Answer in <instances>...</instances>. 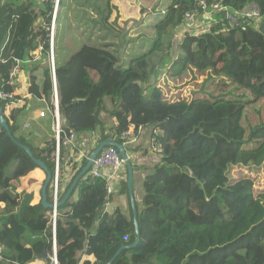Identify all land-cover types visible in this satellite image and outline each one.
Masks as SVG:
<instances>
[{"label": "trees", "instance_id": "1", "mask_svg": "<svg viewBox=\"0 0 264 264\" xmlns=\"http://www.w3.org/2000/svg\"><path fill=\"white\" fill-rule=\"evenodd\" d=\"M112 1L93 0L85 6L98 12L105 27ZM199 1L172 0L155 25L158 37L153 46L128 63L110 43L86 42L64 62H59L55 50L64 132L98 133L97 141L121 143L130 151L123 133L131 126L150 127L151 143L161 155L143 181V206L137 209L140 242L122 250L112 264H264V136H259L264 126L246 125L249 104L242 99L194 97L167 102L157 79L163 69L176 78L189 66L217 67L239 87L252 91L257 101L264 100V0H206L221 1L240 13L254 3L261 19L243 29L215 14L208 19L207 31L185 33V13L197 9ZM38 2L0 0V91L14 93L22 101L16 80L21 70H27L31 98L10 108L1 99L10 134L0 127V245L4 249L0 264H30L45 248L51 256L54 252L52 209L42 201L34 203V191L42 192L45 181L19 191L21 179L41 168L34 160L39 159L52 173L47 195L48 202H54L56 137L46 26L55 0ZM181 31L183 36L175 44ZM40 46L42 55L35 59L32 53ZM18 60L23 63L10 82ZM46 107L40 121L48 135L35 144L31 138L36 135L23 130V119L31 110ZM101 112L112 120L110 128L101 120ZM23 146L31 149L33 157ZM88 156L80 159L77 147L61 145L59 201ZM87 174L74 189L78 199L71 201L73 192L57 208L58 264H107L121 246L136 239L132 218L119 210H105L109 181L90 179Z\"/></svg>", "mask_w": 264, "mask_h": 264}, {"label": "rangeland", "instance_id": "2", "mask_svg": "<svg viewBox=\"0 0 264 264\" xmlns=\"http://www.w3.org/2000/svg\"><path fill=\"white\" fill-rule=\"evenodd\" d=\"M119 1L113 0L111 2L109 20L105 22L104 27V21L99 18L98 12L96 14L92 7L85 6L88 2L93 3V0H63L58 17L56 37V47L60 57L62 59L70 57L72 53L86 42L93 45L110 43L112 44L111 48L117 51L121 57L127 51V45L134 48L138 47L139 54L143 50L148 51L158 37L155 25L158 19L161 18V12H165L172 0H140V4L132 0L131 6L127 7L129 15L127 18H124V11ZM81 5H84V7H81ZM74 6H77V8ZM200 23L204 24L203 21H200ZM178 35L180 36V33ZM143 43L145 44L144 46L142 45ZM174 43H177L176 39ZM163 72L164 70H161L159 75H162ZM219 72L220 69L217 67L212 70L204 69L202 73L197 75L192 70H189L188 73L191 74L192 81L194 79L203 80V87L199 86L200 82L198 81L197 85L191 88V96L193 98L200 96L202 98L242 99L249 104L245 108L244 114L246 125L250 127L256 125L264 126V100L257 101L256 95L252 91L239 87L227 74ZM213 79H216L217 84L215 82L212 83L213 88H210V92H206L204 83L213 81ZM166 85L172 87L168 83ZM174 85L168 94H171L173 90L179 91L175 88L182 87L177 85V83ZM161 90L163 91V87ZM184 94L187 99L190 98L189 93L184 91ZM259 136H264V133L260 132Z\"/></svg>", "mask_w": 264, "mask_h": 264}, {"label": "crops", "instance_id": "3", "mask_svg": "<svg viewBox=\"0 0 264 264\" xmlns=\"http://www.w3.org/2000/svg\"><path fill=\"white\" fill-rule=\"evenodd\" d=\"M131 1L132 0H120L119 1V4L122 6V9L124 11V18H127L129 16L127 13V11H128L127 7L131 6ZM134 1L137 4L140 2V0H134ZM206 21H207V23H209L208 20H206ZM118 36H120V34H118ZM182 36H183L182 31L180 32V36L176 35L175 39L177 40V43L182 38ZM56 43H57V41H56ZM142 45L144 46L145 44L143 43ZM126 47H127V51L123 54V60H124V62L128 63V61L133 56H136L139 54V50H138V47L134 48L130 45H127ZM56 51H57V47H56ZM143 52H144V50H143ZM67 58L62 59L59 55V62H64ZM47 61H48V58H47ZM31 63H32V61L28 62L27 64L31 65ZM20 67H21V65H20ZM213 68L214 67H210V68H207L206 70H212ZM189 70H192L196 75L199 73H202V70H200L194 66H189V69H187V72H184L182 75H180L176 78H173L172 76L167 74V72L164 70L163 74L158 75V77H157L158 86L160 85V82L163 84L164 80H165V84L168 83V84L172 85V87H174L175 86L174 84L177 83V85L182 86V87H180V89L183 88L182 89L183 91L189 93L190 98H188V99L185 98V99L186 100L192 99L193 97L190 94L191 88L195 87L197 85L198 81L200 82L199 86L203 87V85H202L203 80L194 79V81H192L193 80L192 76L190 73H188ZM221 72H223V71L220 70L219 73H221ZM27 77H28L27 70H21V76H20V78H18V80H16V82L18 83V87H19L17 91H19V93L23 96L22 101L20 100L18 102L19 103L18 105H20V104L22 105V103L25 99H26V101H29L31 99L28 92H27V88H28ZM215 78H217V77H215ZM214 82H215V84H217L216 79H213V81H207L206 83H204V88H205L206 92H210L209 90H210V88H213L212 83H214ZM208 84H210V85L208 86ZM172 87L166 85V89L172 88ZM196 97H200V96H196ZM207 99H211V98H207ZM48 109L49 108L46 107V108L40 109V110L39 109L31 110V113H30L31 115L28 116L27 118L23 119V121H24V123H22L23 124V130L24 131L28 130L30 132H34L36 135V137L31 138V140L35 144L41 143L44 140V137H46L48 135L47 129H45L41 125L40 116H39V113L41 110H46V112H47ZM100 118H101V120L103 119L105 122H107L106 123L107 128H110L112 126V124H113L112 120L110 119V117L106 113L101 112ZM131 127H133V126H131ZM151 130L152 129L150 127L141 128L140 130L139 129L136 130L137 140L135 141V143H133V145H130L131 150L127 151L128 155H129V157L133 163V167H134L133 185L132 186H133L134 199H135V203H136V209H138V211H140V209L143 206V197H144L143 181H144L145 177L153 171L155 165H157L161 160V155L154 148V145L151 143V132H152ZM98 135H99L98 133L95 134L93 132H86V133L79 134V135L77 134V138L75 141V144H76L75 147H77L81 152V158L80 159L85 157L87 154L90 155L91 152L99 146V144L102 141H97ZM87 160H88V158H87ZM46 177H47V173L42 168L35 169L30 174H28L27 176H25L21 179V187H20L19 191L31 190L34 186L40 185L43 181H45ZM125 182L127 183V188L124 187ZM109 184H110L112 191H111L110 197L106 203L105 210L108 212H114L116 210H119L120 212H122L124 217H126L127 219L132 218L134 221V211H133V206H132V201H131V196H130V190L128 187V170L126 169V166L123 167V170L119 175H116L114 178H112L109 181ZM73 192H74V194L71 198V201H76L78 199L77 189H76V191H73ZM41 199H42L41 192L35 190L34 191V203L41 201ZM69 210H70V208H68L66 211H69ZM3 251H4L3 246L0 245V256H1ZM99 257H100V254H99ZM30 264H46V263L43 259L36 257L32 262H30Z\"/></svg>", "mask_w": 264, "mask_h": 264}, {"label": "built area", "instance_id": "4", "mask_svg": "<svg viewBox=\"0 0 264 264\" xmlns=\"http://www.w3.org/2000/svg\"><path fill=\"white\" fill-rule=\"evenodd\" d=\"M38 3H42L45 0H38ZM61 8V0H55L54 8L52 10V18L49 25L46 26V31L49 35V50L47 51V58L51 68V74L53 77V131L56 137V177L53 191V200L54 203L59 201L58 194V175H59V155L61 145L64 146H76L75 141L77 138V134L75 132L66 133L62 128V120L59 111V92L57 87V79H56V67H55V50H56V37L58 31V17ZM164 12V11H162ZM215 14H222V16L228 21L231 26H241L243 29H246L248 25L252 22L259 21L261 19V15L259 12V8L256 4H250L244 11L236 12L231 7L224 5L221 1L215 2L213 4L208 3L206 0H200L198 2V8L193 9L191 11H187L184 17V23L182 30L186 33L199 34L205 32L209 28V23L201 24L200 21H206L208 19H213ZM43 46H40L38 50H35L32 55H35V59L40 58L42 55ZM26 63L31 62L30 59L25 61ZM23 63L21 60H18L16 65L11 69V79L10 82L14 81V76L19 72L20 65ZM160 88L163 87L162 98L165 101H177L184 100L185 94L182 89L175 88L179 91L173 90L171 94V88L166 89L165 80L163 84L160 82ZM165 87V88H164ZM166 89V90H165ZM0 98L6 102V107L10 108L12 103H18L20 100L15 99L14 93L0 91ZM186 100V99H185ZM47 114L46 110H41L39 113L40 117H45ZM141 128H139L140 130ZM62 135L64 137H62ZM124 139H126V144L133 145L137 140L136 128L130 127L127 131H125L122 135ZM161 145H158V149L161 150ZM125 166V161L121 156L119 149L115 146H106L103 150L97 155L94 159L91 168L88 171L87 177L90 179H99L105 178L110 181L116 175H119L123 167ZM111 187L109 185L107 190L106 198L109 199L111 194ZM53 227H54V252H56L57 244H56V236H55V226L57 219V209H52L50 213ZM125 239H128V235L124 236ZM53 257V256H52ZM54 264H58V259Z\"/></svg>", "mask_w": 264, "mask_h": 264}, {"label": "water", "instance_id": "5", "mask_svg": "<svg viewBox=\"0 0 264 264\" xmlns=\"http://www.w3.org/2000/svg\"><path fill=\"white\" fill-rule=\"evenodd\" d=\"M0 127L6 129L9 134H10V128L7 122V119L4 117L3 114V107L1 105V98H0ZM106 146H115L119 149L121 156L123 157L124 161H125V165L126 168L128 170V187L130 190V196H131V201H132V206H133V211H134V225H135V230H136V239L133 243L129 244V245H123L121 246V248L115 253V255L109 260V262L107 264H112L114 259L122 252V250H124L125 248H131V247H135L141 239V235H140V230H139V221H138V214H137V209H136V203H135V199H134V194H133V171H134V167H133V163L127 153L126 147L121 144V143H117V142H113V141H102L99 146L94 149L91 154L88 157L87 160V164L83 167V169L81 170V172L77 175V177L75 178V180L73 181L72 185L70 186V188L68 189V191L66 192V194L64 195L63 199L61 201H58L57 203H49L48 202V195H47V186L51 181L52 178V173L49 170L48 166L45 164V162H43L42 160L39 159H34L36 161V163L47 173V178L45 180V183L42 187V204L45 207L51 208V209H57L61 204L65 203L67 201V199L71 196V194L73 193L74 189L76 188L79 180L88 173L89 169L91 168L94 159L97 157V155L103 150L104 147ZM24 149L29 153V155L31 157H33L32 151L29 147L27 146H23ZM36 257H39L41 259H43L45 261L46 264H52L55 263V261L57 260V249L56 252L53 254V257L51 255H49L47 248L44 249V251L40 254H36Z\"/></svg>", "mask_w": 264, "mask_h": 264}]
</instances>
